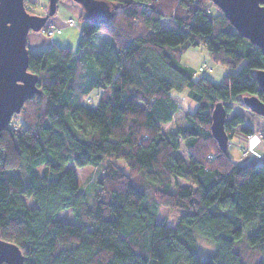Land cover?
Returning <instances> with one entry per match:
<instances>
[{
	"label": "trees",
	"instance_id": "trees-1",
	"mask_svg": "<svg viewBox=\"0 0 264 264\" xmlns=\"http://www.w3.org/2000/svg\"><path fill=\"white\" fill-rule=\"evenodd\" d=\"M102 1L113 18L83 12L76 50L29 53L41 93L0 136V239L25 264H264V164L236 162L211 132L217 103L230 113L244 96L264 101L261 49L211 0ZM35 4L25 0L29 13ZM199 47L227 70L222 81L182 62ZM185 90L197 109L167 131ZM244 124L226 121L229 142ZM71 164L102 174L82 191ZM160 207L183 213L169 225ZM200 236L212 254L195 250Z\"/></svg>",
	"mask_w": 264,
	"mask_h": 264
},
{
	"label": "water",
	"instance_id": "water-1",
	"mask_svg": "<svg viewBox=\"0 0 264 264\" xmlns=\"http://www.w3.org/2000/svg\"><path fill=\"white\" fill-rule=\"evenodd\" d=\"M80 4L86 16L96 24H107L113 13L102 0H73ZM60 0H48L44 15L27 11L25 0H0V136L14 115L21 113L26 101L40 94L38 77L28 71V35L41 31L58 9ZM221 10L238 33L258 46L264 55V2L261 0H211ZM264 92V70L256 73ZM245 106L264 118V101L257 96H244ZM227 111L217 103L212 111L211 132L223 152L228 151L226 131ZM0 264H25L21 249L0 239Z\"/></svg>",
	"mask_w": 264,
	"mask_h": 264
},
{
	"label": "rangeland",
	"instance_id": "rangeland-1",
	"mask_svg": "<svg viewBox=\"0 0 264 264\" xmlns=\"http://www.w3.org/2000/svg\"><path fill=\"white\" fill-rule=\"evenodd\" d=\"M36 4L33 6H29L31 10H33V14H40L44 15L48 11V0H35ZM66 0H60L59 6L60 11L56 13L52 18L48 20L46 23V26L41 31H31L28 35V48L31 52H38L45 50L49 48L53 44H57L59 46H67V48L71 50H76L78 45V40L80 36L81 30V23H80V15H76L74 13L71 14V16L68 14V10L63 7V2ZM72 5L78 7L81 10V13L84 12V9L80 4L75 3L73 0H70ZM67 11V14H66ZM65 12V17L61 16L62 13ZM213 13V12H212ZM71 17V18H70ZM72 22V23H71ZM49 27H56V28H63L60 30L58 34L56 33L54 36H48L46 32V28ZM69 26V27H68ZM188 57L187 53L185 52L183 55V58L186 59ZM208 63V62H206ZM202 67V70H201ZM200 67L201 72H209L210 68L207 66V64H202ZM202 74L200 72L195 74V78L201 77ZM188 91L185 90L181 93L175 94V100L178 104V111L174 115L173 121L170 125L166 126V130H174V128L179 127L181 125H184L185 121V114L186 112L192 111L194 112L197 109V104L191 100V98L187 95ZM228 105L231 106L232 111L228 113L227 120L231 119L233 115L240 114L244 120L245 124L239 126L236 129H240V131L244 128H247L251 126L253 129H255V132L259 135H262V141L260 144L255 145L256 141L258 140L256 137L253 138L250 142H244L240 141L236 137H233L229 142L228 152L229 155L232 157L233 160L236 162L241 163H250L253 165L261 164L256 159L258 157L264 159V118L253 113L249 109L237 105L235 103H229ZM235 132H240L236 131ZM234 132V134H235ZM244 134V133H242ZM245 135V134H244ZM243 144V147H245V150L240 149L239 145ZM180 152L182 156L185 159H188V154L186 152L185 147L183 144L181 145ZM120 165H123L125 167L126 165L122 161H118ZM125 165V166H124ZM69 167H72L75 169L77 178L81 187L82 191H88L90 189V186L94 183V181L99 177L101 173L102 167H95L94 166H86V167H76L75 165L71 164ZM180 185H187L184 181H179ZM28 206L32 207L34 204H32L30 201L27 200ZM183 213L182 210L179 209H170L166 207H160L158 210V219L160 221L166 220V222L169 225H174L178 221L180 215ZM59 220H69L70 222H74V219L71 218V215L69 212L64 211L58 216ZM245 238L248 236L246 231L243 235ZM215 246L211 242L207 241L203 237H198V242L196 246V251L203 255H210L214 252Z\"/></svg>",
	"mask_w": 264,
	"mask_h": 264
},
{
	"label": "crops",
	"instance_id": "crops-1",
	"mask_svg": "<svg viewBox=\"0 0 264 264\" xmlns=\"http://www.w3.org/2000/svg\"><path fill=\"white\" fill-rule=\"evenodd\" d=\"M60 3V2H59ZM63 7L66 8L69 12L68 14L71 16L72 13L76 14V15H81V10L72 5L71 1L70 0H66L63 2ZM58 11H60V6L58 5V10H57V13ZM65 12L61 14V16L65 17ZM66 14H67V11H66ZM71 18V17H70ZM69 27V26H68ZM62 29V32H63V28H60ZM81 30V29H79ZM62 34V33H61ZM64 47H67V46H64ZM188 57L186 59H184L182 57V62L191 67L192 69H194L196 71V73L200 72L202 74V76H205L215 82H220L222 81L225 76L227 75V70L214 63L210 57H209V54L207 53V51L203 48V47H199V48H196V49H188L186 51ZM208 62V63H206ZM207 64V66L210 68L209 72H201L199 69L201 67L202 64ZM236 131H240V129H235ZM242 130L240 132H235V135L234 137H236L237 139H239L240 141H244V142H250L249 140L246 139V136L247 135H244L242 134ZM253 140V139H252ZM260 144L259 140L256 141V144L255 145H258ZM239 147H243V144L240 143ZM259 163L261 164H264V159L258 157L256 158Z\"/></svg>",
	"mask_w": 264,
	"mask_h": 264
},
{
	"label": "built area",
	"instance_id": "built-area-1",
	"mask_svg": "<svg viewBox=\"0 0 264 264\" xmlns=\"http://www.w3.org/2000/svg\"><path fill=\"white\" fill-rule=\"evenodd\" d=\"M59 32H60V29L56 28V27H49L48 30H47V33H48L49 36H54L56 33H59ZM201 70H202V67H201ZM255 137L259 140V142H261L262 139H263L262 135H259L256 132H254V134L247 135L246 139L251 141Z\"/></svg>",
	"mask_w": 264,
	"mask_h": 264
},
{
	"label": "snow or ice",
	"instance_id": "snow-or-ice-1",
	"mask_svg": "<svg viewBox=\"0 0 264 264\" xmlns=\"http://www.w3.org/2000/svg\"><path fill=\"white\" fill-rule=\"evenodd\" d=\"M261 2H264V0H261Z\"/></svg>",
	"mask_w": 264,
	"mask_h": 264
}]
</instances>
